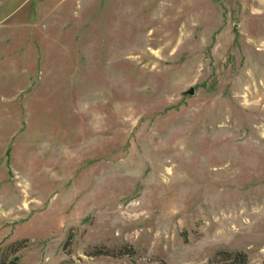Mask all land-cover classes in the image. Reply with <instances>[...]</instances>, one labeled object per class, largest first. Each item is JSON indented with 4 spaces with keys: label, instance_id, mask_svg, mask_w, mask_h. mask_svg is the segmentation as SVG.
<instances>
[{
    "label": "rangeland",
    "instance_id": "1",
    "mask_svg": "<svg viewBox=\"0 0 264 264\" xmlns=\"http://www.w3.org/2000/svg\"><path fill=\"white\" fill-rule=\"evenodd\" d=\"M242 263L264 0H0V264Z\"/></svg>",
    "mask_w": 264,
    "mask_h": 264
},
{
    "label": "trees",
    "instance_id": "2",
    "mask_svg": "<svg viewBox=\"0 0 264 264\" xmlns=\"http://www.w3.org/2000/svg\"><path fill=\"white\" fill-rule=\"evenodd\" d=\"M233 258H234V261L239 262V263H241V261L244 262V260H245L243 253H236Z\"/></svg>",
    "mask_w": 264,
    "mask_h": 264
}]
</instances>
